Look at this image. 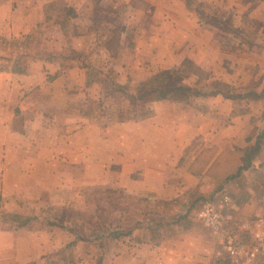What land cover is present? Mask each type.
I'll list each match as a JSON object with an SVG mask.
<instances>
[{
  "label": "crops",
  "instance_id": "crops-1",
  "mask_svg": "<svg viewBox=\"0 0 264 264\" xmlns=\"http://www.w3.org/2000/svg\"><path fill=\"white\" fill-rule=\"evenodd\" d=\"M53 1L56 0H0V37H24L37 28L44 16V6ZM64 1L77 8L89 0ZM224 1L229 8L235 6L239 21L250 15L264 23V0ZM179 3L183 5L185 0ZM208 33L212 39L204 48H193V54L176 64L180 66L189 59L208 73L205 80L229 81L231 74L223 69L227 65L225 57L229 56L216 45L215 33ZM146 42L143 41L142 49L137 48L138 43L131 51L148 53ZM115 48L121 49L117 45ZM153 63L144 65L146 76ZM242 63L247 64L244 60ZM46 64L35 61L31 67L37 70L33 72H0V198L12 194L25 197L19 189L25 191L24 181L36 175L45 181L72 184L76 180L86 186L94 181L96 186L120 188L134 196H152L165 202L187 198L195 202L199 197L211 196L212 187L218 186L221 193L217 195L233 191L234 222H244L261 212L264 187L261 193L254 183L261 181L264 170L255 173L252 169L259 165L264 168V146L261 148L257 142L264 131L262 99L252 100L249 105L244 102L248 98L235 100L222 90L215 95L190 96L186 103L153 102L147 105L151 115L138 120H99L85 112L89 100L87 79L75 76V70L81 69L73 67L65 71L67 74L58 75L57 71H49L50 62L48 67ZM263 65L259 62L255 68L260 70ZM132 68L140 66L134 64ZM193 75L184 78L192 81L186 86L197 88L203 79ZM261 81L264 83V79ZM119 84L134 87L139 82L130 77L121 79ZM26 151L31 157L25 156ZM10 174L16 178L11 187L6 185ZM16 202L10 205L15 216L31 221L24 227L16 226L12 218L7 220V226L2 221L0 264H39L71 241L59 227H35L37 211L25 210ZM192 206L180 205L175 219L161 223L171 233L157 239L134 236L132 231L128 236L102 239L97 242L102 243V249L91 257L96 264H214L213 235L202 230L201 223L194 225L190 217L181 216Z\"/></svg>",
  "mask_w": 264,
  "mask_h": 264
},
{
  "label": "rangeland",
  "instance_id": "rangeland-1",
  "mask_svg": "<svg viewBox=\"0 0 264 264\" xmlns=\"http://www.w3.org/2000/svg\"><path fill=\"white\" fill-rule=\"evenodd\" d=\"M191 2L193 4L187 5L185 0V3L181 5L179 0H101L95 6L89 0L76 8L79 17L75 20L54 16L47 22L43 14V19L37 28L24 34L26 37H32L24 39L22 47L15 42L17 38L0 37V70L10 72L20 65L26 70L23 73L33 72L37 70V67H31L34 61L32 58H27V55L35 53L36 61L41 62L40 54L50 50L52 53H63V56H68L70 59L64 61L56 59L50 62L49 71H57L56 74L63 75L70 68L81 69L75 70L77 72L75 76L87 79V95L89 94L87 97L90 100L85 108L87 114L99 117L97 118L99 120H108L112 117H117L121 121L138 120L150 112L148 104L138 103L132 106L113 84H119L121 79L135 78L139 82L138 85L134 87L122 85L129 92L134 91L135 94L143 84L166 86V84H172L179 75L183 78L180 85L190 86L192 81H186L184 78L192 77L191 68L197 66L189 59H185L180 66L176 63L188 54H193V48L197 46L204 48L212 39L208 33L210 31L215 33L216 45L223 47L225 55L229 56L230 60L222 54L221 60L226 58L227 65L224 64L223 69L228 75L230 72L229 81L232 84H228L229 81L203 80L202 85L197 88L208 92L211 90L210 85L216 82L221 85L218 84L219 86L216 85L215 88H221L229 95L260 93L263 95L259 99H262L261 105L264 109V83L261 81L264 79V67L260 70L255 68L259 62H264V23L261 24L260 21L253 19V15V17L247 16L243 22L239 21L235 6L229 8V4L224 0H191ZM188 12L190 14H187ZM143 41L146 42L145 48H148L149 54L131 51L138 43L137 48L142 49ZM116 45L121 49L117 50ZM79 58L85 60L86 66L79 64ZM243 60L247 64L244 65ZM45 62L49 64V61ZM152 62H154L153 67L146 76L147 71L143 69L144 65H150ZM51 63L54 64L51 66ZM48 64H46L47 67ZM134 64L139 65L140 68H132ZM245 71L247 72L243 74V78L240 77V74ZM204 74L208 75L206 72ZM143 76H146L144 80ZM72 92L80 91L72 90ZM255 99L250 96L244 102L250 105V101ZM167 100L177 102L172 98ZM180 102L186 103V100H180ZM25 156L31 157V154L26 151ZM261 168L262 172L264 170L262 165L252 171L257 173ZM10 175L8 177L10 181H6L9 187L16 182V178ZM35 176L33 175L31 180L24 181L25 191L24 188L19 189L22 190L20 195L25 197H16V194H12L0 198V222L2 223L0 228L4 226L3 222L6 224L7 220L15 215L10 205H15L13 203L16 201V205L25 207V210L37 211L34 216L36 219L34 226L38 229L52 224L64 226L66 229L62 230L65 235L71 237V241H67L61 251L39 264H96L95 258L91 255L102 249L100 246L102 243L100 245L99 243L102 239L111 238L110 234L113 232H121L124 236H128L134 231V236H150L158 239L166 232L171 233L169 228L164 230L161 223L175 219L180 213L178 207L183 204L187 207L193 205L187 216L194 225L201 223V229L208 233L209 230L196 218V210L221 193L218 191V186H215L211 189V192L214 191L211 196L199 197L195 202H193L194 199L190 200L191 198L185 201L165 202L152 196L147 198L134 196L120 188L96 186L94 181L90 182L93 185L86 186L79 185L76 180H72L70 184V182L59 180L45 181L42 180V176H39V179ZM261 178V181L254 184L257 183V188L262 193L264 171ZM69 191L71 193L67 194ZM229 193L234 196L233 191ZM183 214L185 213L181 216ZM262 214H264V207L256 215ZM65 238L67 240V237ZM261 264H264V261Z\"/></svg>",
  "mask_w": 264,
  "mask_h": 264
},
{
  "label": "built area",
  "instance_id": "built-area-1",
  "mask_svg": "<svg viewBox=\"0 0 264 264\" xmlns=\"http://www.w3.org/2000/svg\"><path fill=\"white\" fill-rule=\"evenodd\" d=\"M264 207V196L262 199ZM236 198L229 193L211 198L196 216L215 239L214 264H261L264 261V214L236 223Z\"/></svg>",
  "mask_w": 264,
  "mask_h": 264
},
{
  "label": "trees",
  "instance_id": "trees-1",
  "mask_svg": "<svg viewBox=\"0 0 264 264\" xmlns=\"http://www.w3.org/2000/svg\"><path fill=\"white\" fill-rule=\"evenodd\" d=\"M93 5H98L100 3L101 0H91ZM187 1V5L193 4V2H191V0H186ZM44 15H45V19L46 21H50L54 16H59L60 19H68V20H75L79 17L78 11L76 10V8L68 5L64 0H56L53 1L51 3H48L44 6ZM32 36H24L20 39H16L15 42H17V45H21V47L23 46L25 40L24 39H28L31 38ZM55 51V50H53ZM52 51L50 50L47 53H43L40 54L39 56V60L41 61H49V62H53L56 59H59L60 61H64L66 59H70L68 58V56H63V53L60 52H54L52 53ZM51 54V55H50ZM116 55V53H115ZM71 57V56H70ZM27 58H32V61H36V54H30L27 55ZM34 58V59H33ZM75 58V57H74ZM79 64L82 66H86L84 63L85 60L83 58H79ZM12 72H16V73H23L26 70L18 65L16 68L11 70ZM10 71V72H11ZM191 71L193 74L199 76V78L205 80L208 79L209 76L207 74H204L205 72H203L201 69L197 68V67H192ZM0 72H8V71H2L0 70ZM178 75V74H177ZM182 76H177L175 78V80H173L172 84H166V86H161L159 87L158 85H152L151 83H147V84H143L139 87L138 91L135 94H132L129 92V90H127L124 86L118 84V83H114L113 86H115V88H117L118 92H120V94L124 95L129 102L131 103L132 106L138 104V103H142V104H149V103H153V102H159V101H163V100H167L169 98H172L173 100L180 102L181 101H185L187 100L188 97L190 96H199V95H215V94H219L221 93V88H215L216 85H221L220 83H213L210 85L211 90L208 92H205V90L203 89H198V88H187L184 86H181L180 83L182 81ZM218 85V86H219ZM250 96L255 97L256 99H259L260 97L262 98L263 95L261 94H254L251 93L250 95H235V94H230L228 97L235 99V100H243L245 98H250ZM90 100H87V102L89 103ZM151 115V112H148L146 114L143 115L142 118H146L149 117ZM264 131L262 132V135H260L257 139V142L261 143V148H263L264 146ZM190 210L188 209L187 212L185 213V215L189 214ZM11 220L14 224H16V226L19 227H24L26 226L30 221L31 218H22V217H18V216H11ZM50 226H56L59 227L63 230H65L66 228L60 224H52ZM69 231V230H68ZM70 233H72L71 231H69ZM129 234V233H128ZM100 235H98L99 237ZM124 236V234H122L121 232H113L110 234L111 238H119ZM91 242V241H90Z\"/></svg>",
  "mask_w": 264,
  "mask_h": 264
}]
</instances>
